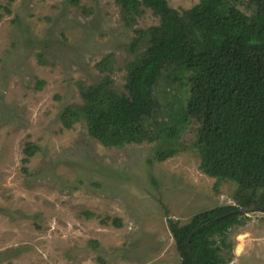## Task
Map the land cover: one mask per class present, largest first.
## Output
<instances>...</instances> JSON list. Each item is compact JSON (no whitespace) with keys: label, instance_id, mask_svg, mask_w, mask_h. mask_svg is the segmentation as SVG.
I'll list each match as a JSON object with an SVG mask.
<instances>
[{"label":"rangeland","instance_id":"rangeland-1","mask_svg":"<svg viewBox=\"0 0 264 264\" xmlns=\"http://www.w3.org/2000/svg\"><path fill=\"white\" fill-rule=\"evenodd\" d=\"M157 24L147 11L126 27L115 0H0V264H180L168 219L235 204V183L216 191L200 170L194 123L159 162L158 143L105 148L84 123L61 122L81 86L111 75L125 92L135 31ZM107 57L113 73L99 66ZM28 142L40 151L26 164ZM246 215L230 264H264V211Z\"/></svg>","mask_w":264,"mask_h":264},{"label":"trees","instance_id":"trees-1","mask_svg":"<svg viewBox=\"0 0 264 264\" xmlns=\"http://www.w3.org/2000/svg\"><path fill=\"white\" fill-rule=\"evenodd\" d=\"M115 1L126 27L147 11L159 24L135 31L130 51L137 57L127 66L125 92L111 75L81 86L82 102L67 106L61 122L66 129L84 123L105 148L158 143L159 162L179 152L194 123L191 148L200 170L216 180V191L235 183V204L198 212L186 224L168 219L169 229L180 264H230L233 228L249 219L236 211L264 208V0H200L190 9L167 0ZM109 59L102 71H113ZM39 151L28 142L24 163ZM113 224L123 225L118 218Z\"/></svg>","mask_w":264,"mask_h":264},{"label":"water","instance_id":"water-1","mask_svg":"<svg viewBox=\"0 0 264 264\" xmlns=\"http://www.w3.org/2000/svg\"><path fill=\"white\" fill-rule=\"evenodd\" d=\"M264 211V208L262 207H258L256 205H251L248 207H243V208H239L236 212L240 213V214H248L249 212H261ZM199 229H197L196 231H194V233L192 235H194L196 232H198Z\"/></svg>","mask_w":264,"mask_h":264}]
</instances>
